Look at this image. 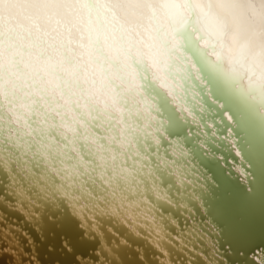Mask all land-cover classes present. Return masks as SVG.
<instances>
[{
  "label": "snow or ice",
  "instance_id": "6c2138e0",
  "mask_svg": "<svg viewBox=\"0 0 264 264\" xmlns=\"http://www.w3.org/2000/svg\"><path fill=\"white\" fill-rule=\"evenodd\" d=\"M257 217L264 0H0V264H252Z\"/></svg>",
  "mask_w": 264,
  "mask_h": 264
},
{
  "label": "bare ground",
  "instance_id": "6f19581e",
  "mask_svg": "<svg viewBox=\"0 0 264 264\" xmlns=\"http://www.w3.org/2000/svg\"><path fill=\"white\" fill-rule=\"evenodd\" d=\"M29 11L30 10H25L23 8L11 10L14 18L18 22L24 23L26 25L29 24V21L25 20L24 17L29 14ZM33 15H34V13H33ZM36 23L39 25L41 31L49 29V27H50L44 20H41V19H37ZM31 30L33 32H35V27H32ZM73 39H77V36L75 34L73 35ZM76 51L81 53V59L84 60L85 55L83 53V50L77 48ZM25 60L28 63L29 67L25 68L24 71L26 73H40L44 77V80L42 81L44 86L45 87H51L50 77L46 74V70H45L43 64L40 61L35 60L32 57H25ZM84 67L87 69L88 65L85 63ZM92 72H94V69L92 70ZM91 74H92L91 72H82L80 74V81L83 82L84 80H86L88 78V75H91ZM52 94H55V93H52ZM93 94L97 95L98 99H100V100H104L106 98L105 94L103 92H98V93H93Z\"/></svg>",
  "mask_w": 264,
  "mask_h": 264
},
{
  "label": "water",
  "instance_id": "95a60500",
  "mask_svg": "<svg viewBox=\"0 0 264 264\" xmlns=\"http://www.w3.org/2000/svg\"><path fill=\"white\" fill-rule=\"evenodd\" d=\"M255 239L253 241V247L249 252L248 259L252 261V264H259L257 257L261 255V251L264 250V240L260 237V221L257 217L255 223ZM40 264H70L71 257L66 256L63 252L53 251L49 252L46 247L41 245L38 252Z\"/></svg>",
  "mask_w": 264,
  "mask_h": 264
},
{
  "label": "clouds",
  "instance_id": "9594fccd",
  "mask_svg": "<svg viewBox=\"0 0 264 264\" xmlns=\"http://www.w3.org/2000/svg\"><path fill=\"white\" fill-rule=\"evenodd\" d=\"M201 46H203V44H202ZM213 58H214V57H213Z\"/></svg>",
  "mask_w": 264,
  "mask_h": 264
}]
</instances>
